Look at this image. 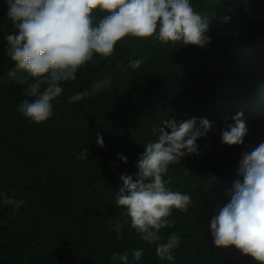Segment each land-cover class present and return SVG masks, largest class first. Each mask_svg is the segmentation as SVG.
<instances>
[{"label":"trees","instance_id":"obj_1","mask_svg":"<svg viewBox=\"0 0 264 264\" xmlns=\"http://www.w3.org/2000/svg\"><path fill=\"white\" fill-rule=\"evenodd\" d=\"M190 3L209 19L211 40L203 48L126 37L113 56H95L75 81L63 82L53 116L36 124L17 110L34 98L23 95L17 81L24 73L5 54V37L15 28L8 0H0V194L15 191L25 200L19 210L0 203V264H119L113 253L128 252L131 260L133 249L142 250L135 264H257L234 246L217 248L210 222L230 202L234 181L243 182L237 174L242 154L264 142V0ZM105 78L111 84L92 94ZM86 90L83 100L69 102ZM237 113L247 134L242 145L230 147L222 133ZM191 118L197 126L206 118L212 127L196 141L200 155L170 164L164 176L169 189L192 202L187 212L174 209L169 223H175L161 230L160 243L172 233L180 238L174 261L161 260L157 245L124 222L116 191L122 175L135 177L144 145L157 139L154 128ZM85 148L88 158L78 159Z\"/></svg>","mask_w":264,"mask_h":264},{"label":"clouds","instance_id":"obj_2","mask_svg":"<svg viewBox=\"0 0 264 264\" xmlns=\"http://www.w3.org/2000/svg\"><path fill=\"white\" fill-rule=\"evenodd\" d=\"M99 10V20L93 14ZM7 18L15 28L6 35L5 54L22 75L17 81L24 85L25 99L18 106L24 118L36 124L53 116V101L63 93L61 84L75 81L95 56L108 58L115 54L118 42L131 37L141 41L155 38L162 42L193 45L203 48L211 38L206 35L209 19L196 11L190 0H8ZM228 17H224L226 21ZM141 61H135L138 67ZM9 72V76H14ZM110 78L96 81L91 93L106 88ZM89 91L77 92L68 97L77 103ZM58 102V101H57ZM242 113L233 117L234 124L222 133V142L228 146L242 145L247 126ZM206 118L185 121L166 119L162 126L153 129L157 136L149 141L137 161L135 177L122 175V186L116 191L115 203L123 209L121 215L130 221L131 228L148 244H156L161 260L174 261L173 250L180 238L170 234L166 241L160 234L171 227L172 211L187 212L191 196L168 188L164 176L170 164H177L191 154L200 155L196 141L211 130ZM96 144L104 141L98 135ZM87 148L78 159H87ZM119 159L127 162L123 155ZM243 178L234 181L230 202L218 209L210 222V230L217 248L234 246L242 254L264 264V142L250 152H244L237 169ZM0 203L19 210L25 200L15 191L0 194ZM117 223L114 231L119 239L123 233ZM142 250L113 253L111 259L119 264H135Z\"/></svg>","mask_w":264,"mask_h":264}]
</instances>
